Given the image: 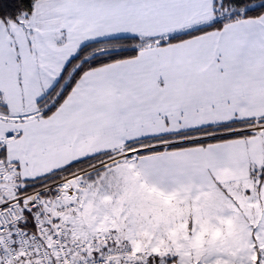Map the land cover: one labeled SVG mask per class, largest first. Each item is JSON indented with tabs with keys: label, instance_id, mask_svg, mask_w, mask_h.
<instances>
[{
	"label": "snow or ice",
	"instance_id": "snow-or-ice-1",
	"mask_svg": "<svg viewBox=\"0 0 264 264\" xmlns=\"http://www.w3.org/2000/svg\"><path fill=\"white\" fill-rule=\"evenodd\" d=\"M0 264H264V0H0Z\"/></svg>",
	"mask_w": 264,
	"mask_h": 264
}]
</instances>
